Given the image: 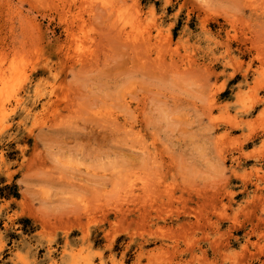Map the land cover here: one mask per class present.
Here are the masks:
<instances>
[{"label": "rangeland", "instance_id": "obj_1", "mask_svg": "<svg viewBox=\"0 0 264 264\" xmlns=\"http://www.w3.org/2000/svg\"><path fill=\"white\" fill-rule=\"evenodd\" d=\"M214 2L0 0L5 239L43 225L10 175L34 139L55 161L33 173L40 194L79 202L73 242L92 264H264V3ZM134 91L171 97L151 139L116 106ZM214 161L226 179L204 184Z\"/></svg>", "mask_w": 264, "mask_h": 264}, {"label": "clouds", "instance_id": "obj_2", "mask_svg": "<svg viewBox=\"0 0 264 264\" xmlns=\"http://www.w3.org/2000/svg\"><path fill=\"white\" fill-rule=\"evenodd\" d=\"M220 2L221 0H215L212 6L219 7ZM261 3H264V0H261ZM192 72L203 76V73L198 69H192ZM199 87V84H194L193 91ZM214 87L218 91L223 85ZM261 87H264V83L261 84ZM211 95L214 97L215 92H212ZM166 102L170 103L171 97L164 93L145 96L134 91L125 95L116 106L121 111L130 106L136 117L133 127L141 129L144 135L151 139L153 127L148 125L146 121L150 119L154 123L159 120V105ZM82 103L86 108L93 105L99 107V101L93 99L82 101ZM241 111L244 109L237 108V112ZM14 114V112L9 113V115ZM262 115H264V109H262ZM120 123L128 126V122L123 118H121ZM2 135L3 133H0V136ZM75 138L85 141L89 139L84 134H78L76 137L69 135V140ZM0 143H3L2 139H0ZM27 145L25 158L17 166L15 172L10 175H16L17 179L23 183L25 188L23 204L25 207H31L33 214L43 221V225L37 224V228L40 230L36 233V237L29 239L21 233L19 239L12 241L5 239V233L9 228L5 224V231H0V264H92L93 258L97 254L91 253L86 244L77 245L73 242L75 234L71 229L73 224L71 211L80 207L79 202L72 197L57 196L53 192L40 194L42 191L40 186L43 181L33 173L40 169L54 170L55 161L49 155L44 140L28 139ZM227 171L228 169L223 167L222 161H214L205 168L200 179L204 184L215 185L226 179L224 173ZM13 192L17 194L15 186H13ZM3 210L4 206H0V212ZM7 219L13 220L14 217L9 216ZM100 264H105V261L101 259Z\"/></svg>", "mask_w": 264, "mask_h": 264}, {"label": "bare ground", "instance_id": "obj_3", "mask_svg": "<svg viewBox=\"0 0 264 264\" xmlns=\"http://www.w3.org/2000/svg\"><path fill=\"white\" fill-rule=\"evenodd\" d=\"M203 26H205V25H203ZM252 230V229H251ZM234 234V233H233ZM233 234H231V235H233ZM249 236V235H248ZM233 240H234V238H233ZM229 243V242H228ZM190 248V247H189ZM181 251V250H180ZM181 253V252H180Z\"/></svg>", "mask_w": 264, "mask_h": 264}]
</instances>
